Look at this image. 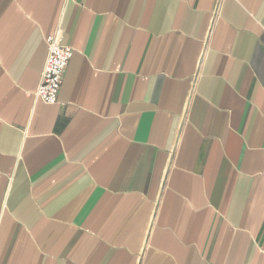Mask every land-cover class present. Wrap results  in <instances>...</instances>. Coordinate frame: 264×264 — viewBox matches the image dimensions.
Segmentation results:
<instances>
[{
	"label": "crops",
	"instance_id": "crops-1",
	"mask_svg": "<svg viewBox=\"0 0 264 264\" xmlns=\"http://www.w3.org/2000/svg\"><path fill=\"white\" fill-rule=\"evenodd\" d=\"M0 264H264V0H0Z\"/></svg>",
	"mask_w": 264,
	"mask_h": 264
},
{
	"label": "built area",
	"instance_id": "built-area-1",
	"mask_svg": "<svg viewBox=\"0 0 264 264\" xmlns=\"http://www.w3.org/2000/svg\"><path fill=\"white\" fill-rule=\"evenodd\" d=\"M62 40L61 31L58 30L46 38L48 55L36 89L37 98L45 103L57 101L64 73L74 53V48L65 45Z\"/></svg>",
	"mask_w": 264,
	"mask_h": 264
}]
</instances>
